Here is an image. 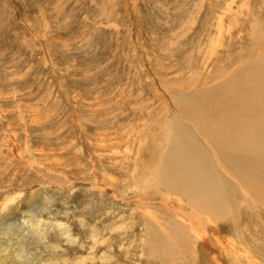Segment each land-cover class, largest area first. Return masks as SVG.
I'll return each instance as SVG.
<instances>
[{"label": "rangeland", "instance_id": "1", "mask_svg": "<svg viewBox=\"0 0 264 264\" xmlns=\"http://www.w3.org/2000/svg\"><path fill=\"white\" fill-rule=\"evenodd\" d=\"M258 21L264 30V0H0V264H21V251L23 264H198L170 248L187 231L171 208L180 196L205 213L216 193L170 188L161 152L182 96L205 98L229 76ZM262 58L258 48L248 61ZM169 146L170 178L194 183ZM242 177L221 192L223 234L201 235L218 237L207 239L221 264H264V177Z\"/></svg>", "mask_w": 264, "mask_h": 264}, {"label": "bare ground", "instance_id": "2", "mask_svg": "<svg viewBox=\"0 0 264 264\" xmlns=\"http://www.w3.org/2000/svg\"><path fill=\"white\" fill-rule=\"evenodd\" d=\"M259 23L258 21L251 33V43L255 47H252L249 52L243 51L241 54H238L239 57L234 60L233 63L230 61L233 68V71L229 73L230 75H226L221 81H217L219 84L216 88H210L205 98L197 99L194 97L188 96L187 98L186 96H182L183 98L180 99V109H178L180 113H177L176 116L173 115V120H170V132L167 134V140L169 141V145L171 143L173 146H178L179 148L178 151L175 152V161H181L183 157L185 160L188 159L190 161L192 175L188 174V178L190 181H194V183H186L182 188L181 180L176 181V179L172 180L170 178L171 173L173 175L176 174L175 171L166 169V167L164 168L166 161L165 156L168 157L170 153L173 152L172 149L174 148L167 145L168 147L162 148V154L160 153L161 155L164 154L162 165H159L160 171L166 173L162 175L163 182L168 184L170 188L177 189V192L179 190L181 193L180 195L183 196H190L194 187L200 192H204L205 195L216 193L212 197L208 207L205 208V213L201 211L202 203H200V207L193 209V211L196 212L195 214L188 211L184 208L185 206H183L182 202L184 200H181L180 196L178 197L180 198V207L182 208L175 209L169 207L173 209L172 213L175 217L174 224H179V229L187 230L182 234L184 243H174L172 244L173 247L170 248L174 249L177 244H181L183 247L181 252L183 254L192 252L191 254L198 264H221L220 258L214 255V251L219 245L214 249L209 246L210 240L207 239L208 235L210 239L218 237L216 235L213 236V234L212 236L210 234L207 236L204 235L206 233L205 231L210 232V230L215 227H217L215 229L216 231L218 229L220 230L213 222V219L220 208L222 198L221 192L228 191L226 178L233 182V178L235 181H238L237 178L243 180L244 178L242 176H245L247 179L254 178L255 175L260 178L264 177V144L258 145L256 141H251L249 138V136L256 135L264 136V59L262 58L261 63L258 64L248 61L254 55L256 49L264 48V30ZM223 24L221 17L216 25V29L218 30L217 37L214 39L213 37L210 38L211 41L209 43H211V46H209V48L212 50L207 58L213 57L217 53L215 48L221 46ZM258 57H260V55H258ZM217 60L218 57L215 58L216 62ZM252 60L253 59L250 61ZM226 64L228 65L229 63L226 62ZM222 67H224V64ZM236 76L237 78H234ZM213 92L215 93L214 95ZM178 97L177 95V98ZM184 100L185 102H183ZM181 112L183 114H181ZM183 124H186L185 128L188 129L184 135L182 134L183 132H180L182 130L179 131L178 129L182 127ZM252 126L258 128L259 131L257 132ZM205 145L209 148L207 153L204 151ZM221 162L225 164H221ZM175 165H178V163H175ZM209 166L217 168L216 172H214L215 178L213 181H208L203 174L205 167L208 168ZM198 171L202 173L199 174V176ZM158 180L160 179L158 178ZM230 192L231 190H229V193ZM7 204L9 203H3V205ZM148 222H151L153 227H157L159 229L158 233L167 240L171 237L174 238V235H176L174 231L170 230V232H167L165 229H162L164 227L163 224L155 222L153 219ZM203 232H205L204 235H201ZM217 234L222 235L223 231H217ZM151 242L149 240V244ZM218 242L220 244L218 255L220 256L224 250H221V248L228 247L222 244V241ZM216 243L217 242H215V244ZM175 249L178 251V246ZM168 251L170 254V250ZM234 254H236V252ZM201 255H203V258ZM154 256L156 257V254L152 256L151 262L155 261L153 259ZM225 258L227 257L225 256ZM227 261H229L227 263H230V260ZM162 262H164V260Z\"/></svg>", "mask_w": 264, "mask_h": 264}, {"label": "clouds", "instance_id": "3", "mask_svg": "<svg viewBox=\"0 0 264 264\" xmlns=\"http://www.w3.org/2000/svg\"><path fill=\"white\" fill-rule=\"evenodd\" d=\"M17 259L21 261V264H23V261L26 259V254L23 253V251L17 253Z\"/></svg>", "mask_w": 264, "mask_h": 264}]
</instances>
